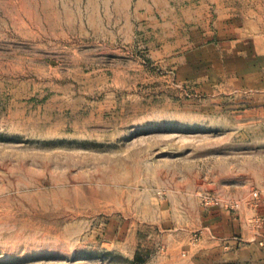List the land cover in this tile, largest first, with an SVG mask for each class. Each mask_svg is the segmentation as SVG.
Segmentation results:
<instances>
[{"label":"rangeland","instance_id":"1","mask_svg":"<svg viewBox=\"0 0 264 264\" xmlns=\"http://www.w3.org/2000/svg\"><path fill=\"white\" fill-rule=\"evenodd\" d=\"M0 264H264V0H0Z\"/></svg>","mask_w":264,"mask_h":264}]
</instances>
